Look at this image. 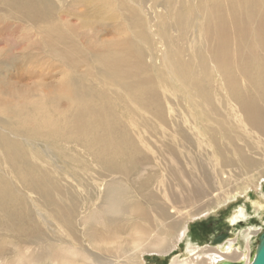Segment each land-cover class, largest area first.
<instances>
[{
    "label": "bare ground",
    "instance_id": "1",
    "mask_svg": "<svg viewBox=\"0 0 264 264\" xmlns=\"http://www.w3.org/2000/svg\"><path fill=\"white\" fill-rule=\"evenodd\" d=\"M117 1L126 11L129 37L91 51L96 63L93 67L80 70V65L70 62L73 73L63 71L59 85L49 90V95L44 94L41 101L34 102L33 113L27 114L19 108L9 110L0 102V112L3 110L12 117L0 123V152L16 168L20 182L30 185L42 180L27 165L20 151L22 146L9 140L13 124L40 134L50 148L59 152L60 159L69 162L73 172L81 169L80 163L95 164L101 167L104 178L110 176L101 195L97 196L93 187L89 196L92 203L84 215L80 206L83 198L71 195L55 181L60 172L56 170V176L43 172V201H51L43 218L71 253L59 263L58 257L63 256H54L55 249L50 247L43 264L52 261L55 264H148L150 253H164L161 256L165 257L170 247L181 250L171 258L170 264H219L226 260L249 264L255 249V233L262 226L251 224L236 231V224L240 220L248 223L252 215L247 203L235 206L227 216L226 222L233 229L223 245L194 241L191 231L198 224L196 221L209 219L208 216L221 209L220 205H230L241 196L250 202L256 217L264 218V67L261 75L254 73L255 66L264 61V0ZM101 2L107 5V0ZM43 3L44 0H0V14L19 18L24 30H28L31 22L39 23L34 36L39 35L35 39L42 48L43 21L47 24L44 32L58 37L62 24L53 12L49 15L53 20L43 19ZM45 3V11L50 5L55 8L50 0ZM196 31L202 46L186 42L188 35ZM149 32L154 43L163 47V63L146 65V52L140 48L142 76L133 82L126 63L128 45L134 46L143 40L150 42ZM26 41L30 47L28 33ZM257 48L263 56H256ZM21 55L27 56L15 52L9 56ZM149 57L153 60L152 55ZM63 58L71 59V55ZM71 80L81 86L85 83L93 86L75 91L70 86ZM167 82L183 93V104L169 98V110L165 111L161 104L165 93L160 85L164 87ZM102 86H115L117 90L109 92L105 101L99 93ZM9 90L16 91L12 86ZM134 90L139 94H134ZM17 92L21 93L18 89ZM10 97L17 107L26 99L20 95ZM129 102L136 104L137 110L131 109ZM167 113L174 123L168 121ZM245 136L255 142L260 151L257 155L246 142L247 154L252 156L241 158L240 142ZM153 139L170 142L165 145L167 151L155 148ZM23 147L34 149L31 145L30 149ZM216 149L226 154L214 153ZM192 152L206 156V161L200 160L205 179L200 182L195 179V186L188 190L177 183L168 191L162 169L172 167L174 180L179 178L183 169L171 165H179V157L193 159ZM160 158L168 159L169 162L163 159L165 168L158 165ZM228 166L246 175L242 178L243 185L236 184L233 189L216 194V204L198 212L176 207L180 202L202 198L212 179L220 184L229 180L225 175ZM193 174L195 170L187 175L194 179L196 174ZM132 182L138 183L136 187L141 191ZM252 187L257 198L251 196ZM5 190L0 176V191ZM57 197L61 199L60 204L56 203ZM39 258H42L40 252Z\"/></svg>",
    "mask_w": 264,
    "mask_h": 264
},
{
    "label": "rangeland",
    "instance_id": "2",
    "mask_svg": "<svg viewBox=\"0 0 264 264\" xmlns=\"http://www.w3.org/2000/svg\"><path fill=\"white\" fill-rule=\"evenodd\" d=\"M50 1L55 8L50 5L49 9L45 11L47 3H45L44 0L43 19L48 17L50 20H53L49 17L53 12V16H56V19L59 18L62 24L59 25L61 28L59 32L60 36L58 37L55 34L48 35L44 32L45 25L47 24L43 21V48L35 39L37 36L39 37V35L36 33L34 36V32L38 29L39 23L31 22L28 30L27 28L24 30L23 22L19 18L0 14V102L6 109H24L27 114L33 113L34 102L41 101L44 94H48L49 90L53 91L59 85L60 82L58 83V80L62 77L63 71L66 73V70H71L73 73L70 62L74 61L80 65V70H84L88 66L93 67L96 63L92 57L91 51L101 49L106 43L125 40L129 37V28L125 21L126 11L117 0H107V5L101 2L103 0H87L85 4L83 0ZM40 9H42V6H40ZM150 12L152 13V10H150ZM154 31H156V27ZM27 33L30 37V47L26 41ZM148 34L150 42L143 40L138 43L136 42L137 44L134 46L128 45L129 49L126 63L131 69L129 70V78L133 82L138 81L142 76V64L140 65L141 60L139 57L140 48L144 49L146 52V65H151L156 61L158 63H163V47H161L160 44L154 43L153 35L150 32ZM186 42L188 44H195L196 46H202L203 44L201 37L198 35V31L190 33ZM65 50H71V52ZM257 50L259 53H257L256 56H263L260 49L257 48ZM14 52L18 54H27V56L24 57L21 55L18 58L14 56V58L10 57L9 55ZM65 55H71V59H64L63 56ZM150 55L153 56V60L150 59ZM61 63L65 65H61ZM255 67L254 73L261 75V67H264V61H262L261 65L258 64ZM3 79L4 83L8 81L7 84L1 83ZM155 80L157 81V78ZM98 81L99 80L96 82ZM240 82L242 83L241 78H239V83ZM10 86L15 88L16 91L14 93H10ZM70 86L75 91L81 92L86 90L87 87L93 86V84L85 83L81 86L79 83L71 80ZM160 88L165 93L163 98L165 104L161 103L165 111L169 110V98L177 104H183V93L173 89L170 82H167L164 87L160 85ZM17 89L21 91L20 94L17 92ZM115 89L117 90L115 86H102L101 90H99L101 99L106 101L109 97V92H114ZM239 89L245 92V89ZM24 91H27V93ZM163 91H161V93ZM133 93L139 94V91L134 90ZM11 95H20L21 97H26V99L23 98L19 107H17V104L11 100ZM17 97L19 96H16V98ZM6 100L8 101L7 104L5 103ZM64 101L65 99L61 102ZM65 103L66 102L63 104L64 106ZM132 105L131 103V109L136 108L135 110H137L136 104ZM10 118L12 117L5 114L3 110L0 112V123ZM167 119L174 123V120L168 113ZM1 125L2 128H7L6 125ZM10 129L12 135H9V140L11 143L17 142L22 146L20 151L27 160V165L35 169L42 183L26 185L20 182L16 173V168L11 161L0 152V176L3 178L6 185V190L0 191V264H43L50 247H54L55 249L54 256H63L58 257L60 263L62 258H65L66 255L71 253L67 250L65 244H63L61 240H58L59 238L49 229L47 226L48 222L43 218V213H47V210H49L47 207L51 202L45 203L43 201V172L48 171L53 176H56L54 175L56 170L60 172L61 176H56L55 181L71 195L79 197L80 199L83 198L80 206L84 215L87 213L85 211L86 208L92 203V199L89 196L93 187L96 195H101L106 184V179H109L110 176L104 178L100 173L102 170L101 167H97L95 164H90L88 166L80 163V165H78L81 169L78 172H73L72 169L69 168V162L60 159L59 152L50 148L48 146L49 142L42 139L40 134L24 131L17 124L10 126ZM215 130H217V128ZM1 134L2 132H0V135ZM218 136H220V134H218ZM246 142L250 144L253 154L257 155L260 152L253 139L245 136L243 142H240L242 148L240 153L241 158L252 156L247 154L248 147H245V144H247ZM151 143L155 148L160 150H164L165 148L166 151L167 148L165 145L170 144V142H163L156 139L151 140ZM30 145L34 147V149H31L32 151L23 147L26 146L29 148ZM216 152L217 149L214 153ZM217 153L226 154L221 149H219ZM192 154L191 156L193 159L194 157L196 159L193 160L191 158L184 160L183 157H179L181 161H179V165H171L177 169H183L181 170L183 173L175 180L171 172L172 167L166 169L161 168L164 187L168 189V191H171V187L175 188L177 183L183 184L184 189L188 190L195 186V179H197V182L205 179L204 170L200 167V163L206 161V156L203 155L201 157L196 153L194 155L193 152ZM163 159L165 162H169L167 158ZM163 159L160 158L157 160V163L159 166L165 168ZM200 160L204 161L202 162ZM234 165L239 166L238 162H234ZM230 167L231 166H228L226 168L225 175L230 177L231 180L230 178L229 180L225 179L226 181L221 183V185L217 180L215 181L212 179L211 185L209 184L208 186L206 183V194L202 198H193V200L186 203L180 202L176 207L183 211L198 212L205 207L215 205L216 194L233 189L236 184L237 186L243 185L244 182L242 178L244 176L246 177V175H243L239 169L235 168L237 170H231ZM194 170L196 175L193 174L195 175L193 179L187 174H190V171L193 172ZM184 172L188 173L186 174ZM231 181H233V183ZM100 184L101 188L99 187ZM136 184L138 183H131L134 188L141 191V188L136 187ZM207 187H209V189ZM253 190L254 187L251 188V196L257 198V194ZM55 193L56 191H54V194ZM60 202V197H57L56 203L60 204ZM244 203H247L252 215L249 217L248 223H246L247 221L240 220L236 224V231L242 228L245 229L246 226L251 224L257 225V227L262 226V229L257 230L254 236L255 241L253 243V248H255L258 242L257 238L264 230V218L260 219L256 217L250 202L246 201V199H242V196L238 197V199L230 205H220L219 208L221 209L217 213L215 212L212 214L211 212L210 214L212 215L209 214V219L196 221L198 224H194L196 227L192 228L191 238L200 243H207L216 232L231 231L233 226L226 222V218L235 206ZM52 211L57 212L56 209ZM127 237L129 238L130 236ZM182 247L184 248V244ZM174 249V247H170L166 250L165 257L161 256L164 253H150L149 259L147 258L148 264H170L171 258L176 257V255L181 252L179 249ZM42 250L43 252H41ZM39 252L42 258L37 259ZM44 264H55V262L52 261V263L47 262Z\"/></svg>",
    "mask_w": 264,
    "mask_h": 264
},
{
    "label": "water",
    "instance_id": "3",
    "mask_svg": "<svg viewBox=\"0 0 264 264\" xmlns=\"http://www.w3.org/2000/svg\"><path fill=\"white\" fill-rule=\"evenodd\" d=\"M232 235L231 231H220L212 236L209 244L212 246H220L225 243L227 238ZM257 246L255 247L251 257L249 264H264V230L259 234L257 238ZM219 264H242L238 260H226L222 261Z\"/></svg>",
    "mask_w": 264,
    "mask_h": 264
},
{
    "label": "flooded vegetation",
    "instance_id": "4",
    "mask_svg": "<svg viewBox=\"0 0 264 264\" xmlns=\"http://www.w3.org/2000/svg\"><path fill=\"white\" fill-rule=\"evenodd\" d=\"M217 233V232H216Z\"/></svg>",
    "mask_w": 264,
    "mask_h": 264
}]
</instances>
